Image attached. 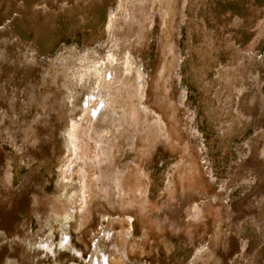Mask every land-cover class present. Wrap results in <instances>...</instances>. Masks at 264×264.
Here are the masks:
<instances>
[{"label":"rangeland","instance_id":"obj_1","mask_svg":"<svg viewBox=\"0 0 264 264\" xmlns=\"http://www.w3.org/2000/svg\"><path fill=\"white\" fill-rule=\"evenodd\" d=\"M0 264H264V0H0Z\"/></svg>","mask_w":264,"mask_h":264}]
</instances>
